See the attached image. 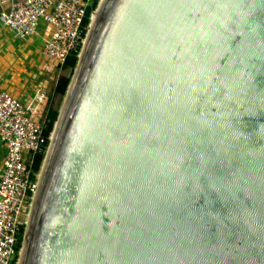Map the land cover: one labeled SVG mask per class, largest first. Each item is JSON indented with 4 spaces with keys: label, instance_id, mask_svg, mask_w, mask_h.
I'll list each match as a JSON object with an SVG mask.
<instances>
[{
    "label": "water",
    "instance_id": "95a60500",
    "mask_svg": "<svg viewBox=\"0 0 264 264\" xmlns=\"http://www.w3.org/2000/svg\"><path fill=\"white\" fill-rule=\"evenodd\" d=\"M51 136L17 263L264 264V0H100Z\"/></svg>",
    "mask_w": 264,
    "mask_h": 264
},
{
    "label": "built area",
    "instance_id": "2783aa9c",
    "mask_svg": "<svg viewBox=\"0 0 264 264\" xmlns=\"http://www.w3.org/2000/svg\"><path fill=\"white\" fill-rule=\"evenodd\" d=\"M99 3L100 0H0V25L25 39L37 34L39 22L46 24L50 36L44 39L43 55L61 68L73 53L78 60L91 15ZM45 101L43 91L37 90L25 104L0 89V141L5 147L0 171V264H17L31 197L38 184L39 173L32 172L34 156L45 155L51 137V133L44 135L46 117H39Z\"/></svg>",
    "mask_w": 264,
    "mask_h": 264
},
{
    "label": "crops",
    "instance_id": "0c3cea01",
    "mask_svg": "<svg viewBox=\"0 0 264 264\" xmlns=\"http://www.w3.org/2000/svg\"><path fill=\"white\" fill-rule=\"evenodd\" d=\"M49 36L50 28L43 22H39L36 35L25 39L17 38L9 29L0 25L1 90L25 104L32 100L37 90L43 91L48 98L55 84L56 71L62 68L56 67L43 55V42ZM4 157L5 147L0 141V171Z\"/></svg>",
    "mask_w": 264,
    "mask_h": 264
},
{
    "label": "trees",
    "instance_id": "16d2710c",
    "mask_svg": "<svg viewBox=\"0 0 264 264\" xmlns=\"http://www.w3.org/2000/svg\"><path fill=\"white\" fill-rule=\"evenodd\" d=\"M88 22V19L85 18V24ZM77 57L76 53L71 54L67 60L65 65L63 66L64 68H70L74 69L77 63ZM70 78L66 77L65 75H61L58 77L54 89H53V95L56 97H59V99H63L67 90V87L69 85ZM58 116V111L53 110L52 108H49L46 115H45V129H44V135L45 137H48L53 129L54 123L57 119ZM44 157L43 154H37L34 156L33 164H32V172L33 174L37 173L39 171V168L41 166L42 160ZM32 179H34V176H32ZM17 249H19L17 247Z\"/></svg>",
    "mask_w": 264,
    "mask_h": 264
},
{
    "label": "rangeland",
    "instance_id": "374dc122",
    "mask_svg": "<svg viewBox=\"0 0 264 264\" xmlns=\"http://www.w3.org/2000/svg\"><path fill=\"white\" fill-rule=\"evenodd\" d=\"M73 71H74V69L64 68V67H62L61 69H58L56 71V75H55L56 76L55 83H56L58 77L61 76V75H65L66 77H69L71 79V77L73 75ZM58 73H59V76L57 77ZM52 85L53 84H51L50 87H52ZM54 86H55V84H54ZM53 89H54V87L51 88V91L48 94V98L46 97L45 105H44V107L42 108V110L39 113L40 120L43 119V117L46 115V113H47L49 108H52L53 110H57L58 113H59V111L61 109V106H62V103H63V99H59V97L54 96L53 95ZM41 165H42V163H41ZM39 171H40V168H39ZM39 171L36 174H38Z\"/></svg>",
    "mask_w": 264,
    "mask_h": 264
},
{
    "label": "bare ground",
    "instance_id": "6f19581e",
    "mask_svg": "<svg viewBox=\"0 0 264 264\" xmlns=\"http://www.w3.org/2000/svg\"><path fill=\"white\" fill-rule=\"evenodd\" d=\"M99 7V6H98ZM97 10H98V8L92 13V15H91V21H90V25H89V29H90V27H91V25H92V18L95 16V14H96V12H97ZM89 29H88V31H89ZM53 136V135H52ZM52 136H51V139H52ZM47 150V149H46ZM45 161V160H44ZM43 166H44V162L42 163V168H43ZM42 168H41V170H42ZM39 176H40V173L37 175V179L39 180ZM17 264H19V261H18V263Z\"/></svg>",
    "mask_w": 264,
    "mask_h": 264
},
{
    "label": "clouds",
    "instance_id": "9594fccd",
    "mask_svg": "<svg viewBox=\"0 0 264 264\" xmlns=\"http://www.w3.org/2000/svg\"><path fill=\"white\" fill-rule=\"evenodd\" d=\"M52 132V131H51ZM44 158V157H43Z\"/></svg>",
    "mask_w": 264,
    "mask_h": 264
}]
</instances>
